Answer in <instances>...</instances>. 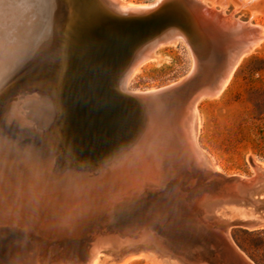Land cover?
Segmentation results:
<instances>
[{
    "label": "bare ground",
    "instance_id": "6f19581e",
    "mask_svg": "<svg viewBox=\"0 0 264 264\" xmlns=\"http://www.w3.org/2000/svg\"><path fill=\"white\" fill-rule=\"evenodd\" d=\"M36 4L44 33L50 34L58 16L62 53L61 58L52 55L56 64L61 63L57 72L68 78L67 72L80 68L83 73L78 69L73 74L79 77V73L81 79L92 71L97 57L121 63L115 93L125 98L129 112L126 108L125 132L118 139L97 135L86 138L96 142L78 143L69 136L76 128L63 131L54 122L48 127L39 122L48 110L43 97L52 80L49 74L15 90L23 83L10 84L13 77L6 74L10 60L0 58V133L10 135L0 136V264H97L99 252L106 248L101 230L106 231L113 218H130L143 229L136 232L139 236L131 235L133 239L121 241L123 235L118 232L107 237L114 250L132 249L138 240H155L159 234L169 239L176 252L192 254V264L221 262L205 253L201 244L210 245L216 254L223 250L233 264H252L234 244L229 230L215 228L217 223L213 226L218 231H211L208 220L216 216L221 198L208 189L218 190L215 182L222 181V185L230 182L221 190L224 199L258 194L264 191V172L258 166L253 177L227 175L212 165L214 170H207L194 120L199 100L225 88L242 56L264 39V26L227 15L221 9L224 6L219 10L205 0H36ZM181 29L190 33L192 43ZM182 38L197 48L203 42L223 49L220 64L210 69L211 65L196 58L191 71L176 82L147 90L129 89L130 79L147 60L157 57L158 47ZM200 62L207 74L199 72ZM176 101L179 104L166 114L165 107ZM202 193V199L197 198ZM199 206H204L203 213H197ZM147 207L149 212L144 211ZM174 211L180 212V220H167ZM79 235L90 239L75 240ZM228 261L223 259L222 264Z\"/></svg>",
    "mask_w": 264,
    "mask_h": 264
},
{
    "label": "rangeland",
    "instance_id": "374dc122",
    "mask_svg": "<svg viewBox=\"0 0 264 264\" xmlns=\"http://www.w3.org/2000/svg\"><path fill=\"white\" fill-rule=\"evenodd\" d=\"M128 1L145 3L153 0ZM205 1L208 6L213 5L212 7L219 10L224 9L227 15L231 14L233 17L243 22L249 21L248 23L253 25L258 24L264 26V0ZM223 6L225 8L220 9V7ZM0 8V58L2 60H7L9 58L10 60L6 72L7 75L13 77L10 84L14 86L17 83H23V85L15 88V90H20L29 85L28 83L31 84L41 81L42 79L44 80L47 74H49L50 79H52L50 83L46 85L48 93L43 97V101L48 110L45 109L43 111L42 116L44 118L39 120L40 124L44 123V126L48 127L49 124L52 125L54 122L56 126L63 131L76 128L69 136L71 135V138L78 143L83 140H87V142H96V139L92 140L86 138H88V136L97 135L101 137L109 135L115 137L114 139H118L119 136L125 132V120H127L126 116L129 112L128 106L124 101L125 98L115 93L119 84L116 80L118 71L121 68V63H111L102 57H97L95 58V61H97L96 65L92 67V71L84 78L81 76L80 79L79 73V77L73 74L74 70L78 71V69L80 70L79 72L83 73L84 71L80 68H73V71L70 70L67 72L68 76L65 75V77L70 79L64 78L62 72L59 74L60 61L58 60L59 62L56 64V58L52 57V55H56L58 58H61L62 53L58 16H55L56 23L50 30V34H47L43 32V18L37 9L36 0H0ZM40 20L42 21L40 22ZM181 32L191 42L190 33L182 29ZM38 33H40V35ZM47 35L55 40H51ZM187 43L188 41L185 40L184 42V38H182L176 44L169 43L158 47L156 49V54H158L157 57L147 60L141 66L140 70L130 79L129 89L147 90L151 88H160L176 82L191 71L196 58L201 59L204 64L211 65L210 69L220 64V54L223 49H214L203 42L197 43L199 46L198 48L195 45L192 46ZM35 46H37V48H34ZM197 49L200 55L197 54ZM3 50L4 52L2 53ZM204 51L207 55L206 57L203 53ZM1 54L3 55L1 56ZM214 62H216L217 65H215ZM36 63L39 67L36 66ZM203 63L200 62L198 65L201 66L199 72L204 75L208 73V70L202 67ZM42 64L44 66L47 65V68H44ZM55 66H58L57 70ZM24 68L25 70L23 71ZM46 69H48V71ZM49 70H51V72ZM58 70L59 72H57ZM16 75H20L19 78H17L18 76ZM40 75H42L43 78L37 80L38 77H42ZM71 79H75L74 82ZM62 82L65 83L63 84ZM51 84H54V86ZM2 92L3 91H0V94ZM17 95L18 94H16V96ZM256 102H261L263 103L262 105H264V39L251 51L242 56L225 88L219 94L212 97L205 96L201 98L197 104L198 114L194 120L195 135L200 150L203 155L205 154L204 160H206L204 161V166H209L210 164L209 169L208 166L206 167L207 170L212 169L211 171H213L214 168L218 167L221 172L227 175L235 174L253 177L254 174L257 173L254 168L258 166L259 170L264 172V114L261 116L258 114ZM177 104H179V101L166 106L165 113H170ZM126 108L128 111L127 114ZM169 110L170 112H167ZM67 112L71 115L69 114V116ZM118 113L123 114L119 115ZM118 120L119 124L117 123ZM117 127H122L117 130L116 133L118 135L115 134V129H118ZM6 135L10 136L8 133H0L2 137ZM10 139L11 137H9V140ZM97 144L98 143H96V145ZM211 165L214 166V168ZM215 183H218V190L214 191L211 188L208 190L213 195L221 198L217 205L218 207L221 205V207H217L218 209L216 208L217 214L212 217L215 221L209 218L208 222H212V226L218 223L219 226H215L217 229H219V227H224L229 230L230 238L250 263L264 264V200H262L264 191L258 194L253 193L254 195L245 193L239 197L235 195L233 196L234 198L229 196V199L227 197L224 199L220 195L221 190L230 184V182L227 185H222V181H217ZM203 195L204 193L199 194L197 198L202 199ZM252 196H254V198ZM256 197H258L257 199H259L260 202L255 200ZM260 199L263 202H261ZM149 209L150 208L147 207L144 211L149 212ZM198 209L197 213H203L204 206H199ZM166 218L167 220L169 219V221L172 220L171 218H173V221L180 220L181 214L178 211H174L172 217L168 216ZM115 219L118 220L116 221ZM129 219L130 218H113L109 222V227L106 230L107 232L101 230L102 235L105 233L106 248L99 252L97 264H192V262H195L194 258H192V254L189 252H176L173 245H169L172 244L169 239H167L166 236L161 237L159 234L157 235L158 232L156 230L152 232L157 235V239L155 238V240H138V242L135 243L136 247L134 245L133 248L131 247L132 249L127 247V249L118 248L114 250L111 247L110 241L106 239L107 237L118 232L117 234H119V236L123 235L120 239L123 241L127 238L133 239L137 237L139 232L143 230L138 229V226ZM119 220L122 222L119 223ZM237 220H239L240 223H238ZM242 222H250L251 224H246L245 226ZM229 223L232 224L227 225ZM211 224H209L211 231H218L214 229V226L212 228ZM110 225L113 226V229ZM251 225L253 226L251 227ZM120 226H122V228ZM115 228L120 229L118 230ZM110 230H112V232H110ZM137 231L138 234H136ZM131 235L133 238H131ZM82 237L83 236L80 237V235L76 236L75 240L90 239L88 236ZM187 237L188 239L190 238L189 236ZM107 242L109 243L108 246ZM165 242H167V244H165ZM125 244L126 243L123 242V245ZM202 248L205 253H211V257L213 256L212 258H215L214 260L217 258V260H219L218 262L221 260L220 264H222L223 259H225L226 262L228 261V255L223 250L216 254L210 245L201 244V249ZM208 248L209 250H207ZM140 252L142 253L139 255L123 259L130 253ZM208 263L212 264V262L209 261ZM228 263L233 264L231 260L228 261Z\"/></svg>",
    "mask_w": 264,
    "mask_h": 264
},
{
    "label": "trees",
    "instance_id": "16d2710c",
    "mask_svg": "<svg viewBox=\"0 0 264 264\" xmlns=\"http://www.w3.org/2000/svg\"><path fill=\"white\" fill-rule=\"evenodd\" d=\"M262 104L263 103H261V102H256L257 111H258V114L260 116L264 114V108H263L264 105H262Z\"/></svg>",
    "mask_w": 264,
    "mask_h": 264
},
{
    "label": "water",
    "instance_id": "95a60500",
    "mask_svg": "<svg viewBox=\"0 0 264 264\" xmlns=\"http://www.w3.org/2000/svg\"><path fill=\"white\" fill-rule=\"evenodd\" d=\"M75 30H76V31H78V30H79V28H77V27H74V31H75ZM74 33H75V35H74V36H77V32H74ZM74 33H73V34H74ZM238 226H241V225H238Z\"/></svg>",
    "mask_w": 264,
    "mask_h": 264
}]
</instances>
